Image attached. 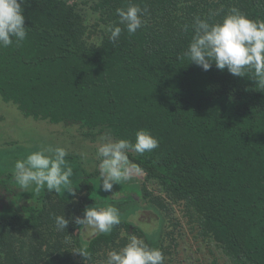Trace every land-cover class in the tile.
<instances>
[{"label":"trees","instance_id":"16d2710c","mask_svg":"<svg viewBox=\"0 0 264 264\" xmlns=\"http://www.w3.org/2000/svg\"><path fill=\"white\" fill-rule=\"evenodd\" d=\"M129 4L147 10L146 23L135 34L118 25L122 33L113 42L107 26ZM22 7L27 37L0 48V97L27 118L78 127L93 144L102 138L134 143L145 129L159 146L129 152L144 181L135 193L115 185L106 192L121 223L92 236L75 217L95 203L113 205L97 198L104 192L98 159L92 158L93 170H83L93 162L68 150L73 195L22 192L7 156L0 157V264H105L127 233L156 241L166 256L165 220L148 233L131 219L141 210L168 208L153 184L184 203L201 235L217 242L232 264H264V85L252 72L233 76L214 64L204 71L185 55L194 17L219 22L236 8L264 21V0H25ZM59 215L70 221L67 229L56 228Z\"/></svg>","mask_w":264,"mask_h":264},{"label":"clouds","instance_id":"9594fccd","mask_svg":"<svg viewBox=\"0 0 264 264\" xmlns=\"http://www.w3.org/2000/svg\"><path fill=\"white\" fill-rule=\"evenodd\" d=\"M24 3L25 0H0V48H7L13 43L19 46L26 39ZM116 15L119 17L117 24L107 26L109 39L113 42L122 33L118 25H124L129 34H135L142 28L146 23L144 17L147 10L137 4H129L126 8H117ZM210 19L211 16L194 17V35L185 53L191 63L202 67L204 71L210 70L214 64L219 70L227 69L231 75L239 77L252 72L253 79L259 85H264V21L250 19L236 8L230 9L222 21L210 22ZM188 28V25L183 26L185 32ZM158 146V139L145 129L136 132L134 143L130 139L113 141L102 138L96 150L102 190L112 192L115 184L131 178L129 152L143 155ZM68 155L66 148L52 145L29 153L26 158L15 161L12 170L14 183L25 192L32 190L39 194L46 188L49 192L59 193L62 189H68L75 195L76 188L70 187L73 169L67 166ZM81 158L86 160L87 153H82ZM121 219L118 207L95 203L85 209L82 218L75 217V223L93 232L110 234L121 223ZM69 223L65 215L55 217L58 230L67 229ZM164 262L165 256L161 249L150 246L145 239L130 235L122 248L107 253L105 264Z\"/></svg>","mask_w":264,"mask_h":264},{"label":"rangeland","instance_id":"374dc122","mask_svg":"<svg viewBox=\"0 0 264 264\" xmlns=\"http://www.w3.org/2000/svg\"><path fill=\"white\" fill-rule=\"evenodd\" d=\"M70 1L73 2L74 0ZM89 19L91 24H95L92 15ZM95 39L98 41L101 36L97 34ZM63 126L62 123L53 124L45 120L36 121L27 118L15 104L7 103L0 97V157L7 156L6 166L13 169L14 161L18 160L19 156L26 158L29 153L48 145L61 146L67 147L70 152L87 153L88 159L93 163L84 165L83 170H93L94 161L92 158L97 159L95 147H99L100 143L93 144L80 133L76 126L70 128H63ZM10 154L12 156H8ZM129 165L131 178L121 184H115V187L117 186V189L121 187L122 189H119L121 192L135 193V186L139 187V183L144 181L145 174L136 166L130 163ZM79 166L82 165L79 164ZM150 190L165 198L164 205L167 203L168 208H160V211L157 210V212L141 210L138 215L131 217V219L136 226L148 233L157 230L161 221L165 220L162 226V246L166 249L165 264H232L231 259L217 242H211L201 235L198 224L185 213L184 203H176L168 199L156 184L150 185ZM97 198L101 203L109 201L115 206V201H111L112 199L108 198L106 192L99 193ZM89 234L91 236L97 235L98 232H93L90 229ZM126 235L130 236L128 233ZM136 236L144 239L140 235ZM143 236L146 237V234ZM127 238L125 243H127ZM145 241L153 247L156 243L154 240L145 239Z\"/></svg>","mask_w":264,"mask_h":264}]
</instances>
